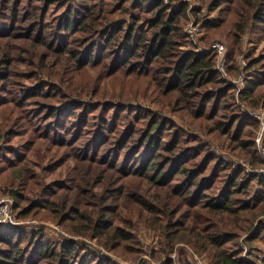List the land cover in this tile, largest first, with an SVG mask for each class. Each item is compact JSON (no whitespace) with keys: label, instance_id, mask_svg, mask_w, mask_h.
Returning a JSON list of instances; mask_svg holds the SVG:
<instances>
[{"label":"trees","instance_id":"trees-1","mask_svg":"<svg viewBox=\"0 0 264 264\" xmlns=\"http://www.w3.org/2000/svg\"><path fill=\"white\" fill-rule=\"evenodd\" d=\"M200 1L189 10L182 0H0V195L16 200L17 219H50L129 255L140 252L139 218L168 254L186 241L214 264H253L240 240L264 234V177L235 169L166 113L229 136L262 163L257 122L238 110L211 47L224 31L227 68L238 76L244 36L264 41V0ZM203 9L204 53L185 49L184 32ZM246 60L241 100L258 109L264 53ZM116 75L144 80L158 110L74 98L77 76L93 86ZM63 239L0 226V264H118Z\"/></svg>","mask_w":264,"mask_h":264},{"label":"rangeland","instance_id":"rangeland-1","mask_svg":"<svg viewBox=\"0 0 264 264\" xmlns=\"http://www.w3.org/2000/svg\"><path fill=\"white\" fill-rule=\"evenodd\" d=\"M170 1V0H169ZM193 9H199L202 6V2L200 0H196L192 2ZM207 9H203L202 12L196 13L195 15L191 16V20L193 22H196L201 28L203 26L202 22L203 19L206 18ZM202 20V22H201ZM186 28V27H185ZM252 30L256 31L257 29L260 31V28H251ZM204 36L207 34L206 29H203ZM185 32V29H184ZM227 33V32H226ZM226 38L224 36V31L222 33H216L214 38L215 42H221L224 44L227 48V63H228V54L229 49H231V43L226 42L224 39ZM232 40V39H231ZM243 51L244 54L239 56L238 63L241 67V73L238 76H232L228 71V82H235L238 81L239 78L242 75L243 67L241 64V60H246L247 53L251 51H255L256 55H260L261 53H264V41L261 43L256 40V35L249 31L248 34H246L243 38ZM258 42V43H257ZM233 43V41H232ZM200 47V46H199ZM191 48V44L189 43L188 48ZM197 48V47H196ZM247 62V60H246ZM248 63V62H247ZM228 66V64L226 65ZM246 69V68H245ZM245 72V77L248 76L247 72ZM93 76V73H84L85 76ZM87 78V77H86ZM74 81H76L77 86L80 89L79 91L74 90V98L77 100H83L85 102L88 101H95L100 96L103 102H118L125 105H140L145 106L150 109L158 110L159 107L153 106V102L151 100V95L149 91L146 90L145 87V81H138L134 77L129 76H122V75H116L115 77L100 83V85H93L89 84L88 80H85L83 78L80 79L79 76H77ZM99 86L101 87V90L99 89ZM234 87V86H233ZM246 87V86H245ZM235 89V88H234ZM245 89V88H244ZM244 90H242L243 92ZM242 92L240 94H242ZM85 93V94H84ZM97 96H96V95ZM146 95L148 97H146ZM241 97V95H240ZM235 100L236 99V89H235ZM245 105V108L251 111L256 112H262L264 111V106H260L258 109H253L249 107L245 102H243ZM116 104V103H115ZM240 112L241 109L238 108ZM244 114V113H243ZM167 116L172 117V119L181 127H183L186 131L192 134H197L201 139L203 143H206L208 147L211 148V150L223 161L226 163L231 164L235 169V162L237 163H245L247 164L251 170L258 171L264 168V154L261 153L256 145L257 151L260 154L262 158L261 164H254L250 160H248L249 156H246V154H242L232 142H230L229 136H224L218 133L209 134L207 132L201 131L199 128H196V124L193 120L190 118H181V117H173L166 113ZM255 120V119H254ZM257 122V129L254 131L256 139L257 133L259 132L261 128V124ZM18 141H21L22 138H18ZM263 148H264V138H263ZM250 159V158H249ZM243 170V169H242ZM245 171V170H244ZM248 175L257 176L259 178H263L260 174H251L245 171ZM10 197L11 196H5L0 195V197ZM14 199V198H13ZM15 200V199H14ZM16 204V200H15ZM15 209V207H14ZM14 215L17 216V213L13 211ZM19 220V219H18ZM259 220H261L264 223V216H260ZM22 222H24L21 227L26 228L29 232L32 231V229H38V228H44L45 233L48 234V236L55 238V239H62L67 241H76L77 243L83 245L86 247L85 250H83V254H87L86 251L91 252L94 256L96 254L101 258H111L112 261L118 264H183L186 262H191L192 264H214V256L209 252H203L200 253L192 243H187L186 241H182V243H179L175 246V249L172 253L168 254L167 252L163 251V245L161 241V237L159 235V231L153 230L151 227H147L146 224L143 222V219H135V223H137L136 230L134 231L135 236L137 237V240L139 242V247H137L140 252L129 254L127 255V251H122L121 255H116L113 252L108 251L104 246H102L96 239H92L89 237H81L78 235H74L68 232L66 228L57 225L52 220H43L40 218H34L30 217L28 219L21 218ZM3 227V226H2ZM240 247L242 248V258L244 261L248 263L253 264H264V234H262L261 238H259L257 241L251 243L247 241V236H243L240 240ZM127 255V256H126ZM169 258L171 259L172 263H169Z\"/></svg>","mask_w":264,"mask_h":264},{"label":"built area","instance_id":"built-area-1","mask_svg":"<svg viewBox=\"0 0 264 264\" xmlns=\"http://www.w3.org/2000/svg\"><path fill=\"white\" fill-rule=\"evenodd\" d=\"M196 0H182L183 3H186L189 6V10L193 9L192 2ZM165 4H170L169 0H165ZM202 28L192 20L188 22L185 28V34L187 35L190 44L197 45L199 37L203 34ZM199 52H207L208 50L204 49L203 47H199L197 45L196 48ZM211 51L218 56V69L223 77L224 80L229 81L228 77V71H227V48L224 44L221 42H215L213 43L211 47ZM241 64L243 67L242 75L239 78L238 81L235 82H229L234 86L236 89V99H237V108H240L242 113L246 114L247 116H250L251 118L255 119L261 124V128L259 132L257 133L255 143L261 153L264 154V148H263V138H264V111L262 112H256L251 111L245 108V105L243 101L241 100L240 93L242 90H244L246 86V77H245V68H247L248 63L246 60H241ZM236 168H240L245 170L248 173L251 174H260L262 177H264V168L258 171L251 170V168L241 162L240 164L235 162ZM15 207V200L10 197H0V226L3 227H9V226H21L24 224V222L17 219V216L14 215L13 211Z\"/></svg>","mask_w":264,"mask_h":264}]
</instances>
